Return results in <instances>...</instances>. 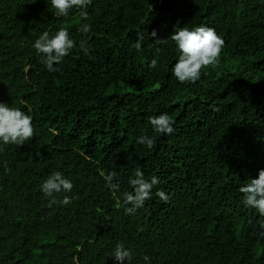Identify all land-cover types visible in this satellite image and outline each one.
I'll use <instances>...</instances> for the list:
<instances>
[{"label": "trees", "instance_id": "trees-1", "mask_svg": "<svg viewBox=\"0 0 264 264\" xmlns=\"http://www.w3.org/2000/svg\"><path fill=\"white\" fill-rule=\"evenodd\" d=\"M87 11L85 20L75 8L57 16L50 0H0V101L34 125L23 145L0 144V264H118L121 241L131 264L146 255L151 264H264V216L240 191L264 168V0H92ZM198 25L213 27L223 50L197 82L181 83L175 43L147 36ZM61 27L76 46L49 72L32 44ZM161 112L173 133L153 130L149 117ZM142 134L156 138L151 149ZM56 170L74 187L50 204L40 186ZM112 170L116 190L101 174ZM137 170L160 182L129 214L124 193Z\"/></svg>", "mask_w": 264, "mask_h": 264}, {"label": "clouds", "instance_id": "clouds-1", "mask_svg": "<svg viewBox=\"0 0 264 264\" xmlns=\"http://www.w3.org/2000/svg\"><path fill=\"white\" fill-rule=\"evenodd\" d=\"M91 3L92 0H50L57 16L66 17L70 10L75 8L79 10L80 17L85 20L89 16L87 9ZM91 29L92 25L85 22L79 30L82 33H88ZM149 36L154 38L156 45L167 44L169 39L175 43L176 48L179 50V56L172 66L171 72L181 83L197 82L201 78L204 68L217 64L225 43L223 37L218 35L213 27L207 25H198L191 28L180 27L167 38H161L158 36L157 30L153 29L148 33L147 39H149ZM145 39L143 33L138 35L135 42L137 50L142 49V43ZM75 46V42L66 27H61L54 33L45 30L32 44V47L40 54L41 61L49 72L58 71L59 64ZM80 48L83 53H90L89 47L84 42H81ZM156 51L159 52L160 48L157 47ZM157 66L158 60L156 58L151 59L149 67L155 69ZM149 122L156 133L171 134L175 130V122L167 112L150 116ZM33 136L32 116L19 107L10 106V104L0 101V144L23 145ZM136 139L140 145H144L149 149L156 143V138L148 134H142ZM101 174L110 189L116 190L119 188V184L114 182V178L117 176L115 170L102 172ZM159 182V177L153 175L148 179L145 178L142 171L137 170L136 176L129 181L132 191L124 193V203L128 205L125 207V212L131 214L138 208L143 207L146 200L152 197V189ZM73 187V181L67 178L62 171L56 170L42 182L40 191L45 197L51 198L50 204H54L57 203L56 193H69ZM240 191L243 193V204L246 207L256 209L260 216H264V168L258 170L257 176L252 178L250 183L242 185ZM156 195L165 202L170 199L169 194L162 189H157ZM59 202L68 204L70 197L65 195ZM260 223L264 227V221ZM112 257L118 264H131L133 252L121 241L115 245ZM144 260L147 264H151L147 255Z\"/></svg>", "mask_w": 264, "mask_h": 264}]
</instances>
